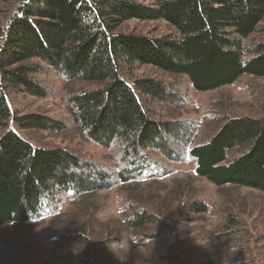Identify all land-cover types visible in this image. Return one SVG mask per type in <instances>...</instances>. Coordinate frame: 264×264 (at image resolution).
<instances>
[{"label": "trees", "instance_id": "trees-1", "mask_svg": "<svg viewBox=\"0 0 264 264\" xmlns=\"http://www.w3.org/2000/svg\"><path fill=\"white\" fill-rule=\"evenodd\" d=\"M129 19L163 21L176 36L116 34ZM263 19L264 0H154L151 6L122 0H25L0 32V127L12 117L10 90L23 88L29 95L45 96L30 79L33 69L20 65L37 59L66 79L98 84L97 89L71 97L73 119L94 142L110 147L118 140L128 155H137L159 140L163 130L149 118L140 96L161 100L164 88L149 80L130 86L121 77V63L183 75L200 93L232 85L244 75L264 79V44L254 46L248 59L241 44ZM13 121L24 128H63L34 116ZM157 148L169 156L163 147ZM237 148L240 154L228 159ZM190 155L196 160V176L215 187H244L264 194V119L229 120ZM130 170L113 176L124 184ZM84 172L67 152L35 149L15 133H6L0 138V226L26 224L58 194L91 195L114 179L102 172L93 179ZM154 220L143 212L124 224L134 229ZM88 235L84 231L61 239L65 244L85 241L88 245L81 253L92 256Z\"/></svg>", "mask_w": 264, "mask_h": 264}, {"label": "rangeland", "instance_id": "rangeland-1", "mask_svg": "<svg viewBox=\"0 0 264 264\" xmlns=\"http://www.w3.org/2000/svg\"><path fill=\"white\" fill-rule=\"evenodd\" d=\"M24 1L0 0V32ZM115 33L151 39L176 36L159 20L129 19ZM241 44L244 58L252 57V48L264 44V19ZM20 65L33 69L30 79L45 96L29 95L23 88L10 90L12 117L0 127V138L13 132L35 149L67 152L93 179L101 172L114 178L120 170H131L124 184L114 178L91 195L60 193L28 223L0 226V264H82L86 259L89 264H264V194L244 187H215L196 176V160L190 155L229 120L264 119V79L244 75L232 85L200 93L183 75L122 62L121 77L130 86L149 80L164 88L161 100L140 96L149 118L162 125L160 139L130 156L118 140L110 147L94 142L73 119L71 97L97 89L98 84L66 79L37 59ZM28 116L63 128L14 124L13 118ZM240 152L241 148L230 152L228 159ZM143 212L154 216V222L125 227L126 219ZM84 231L89 233L92 256L81 253L88 245L85 241L65 244L61 239Z\"/></svg>", "mask_w": 264, "mask_h": 264}]
</instances>
